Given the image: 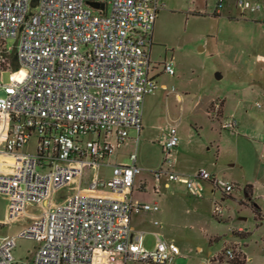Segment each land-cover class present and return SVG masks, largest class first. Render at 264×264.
Wrapping results in <instances>:
<instances>
[{
  "label": "built area",
  "instance_id": "2783aa9c",
  "mask_svg": "<svg viewBox=\"0 0 264 264\" xmlns=\"http://www.w3.org/2000/svg\"><path fill=\"white\" fill-rule=\"evenodd\" d=\"M33 1L0 0V78L6 76L0 80V157L8 166L0 171V194L9 199L8 223L26 216L28 206L38 209L19 235L37 246L20 263L17 238L1 240L0 264H175L178 245L157 235L149 249L145 233L131 225L133 212L160 210L157 202H132L137 156H130L131 165L111 164L131 131L141 132L145 99L159 87L150 74V49L165 2ZM226 1L216 0V13ZM236 7L244 17L264 14V0H236ZM163 65L175 74L172 61ZM222 129L237 132V119H226ZM33 139L34 150L26 151ZM179 142L176 127L161 142L169 168ZM104 166L112 169L109 177L101 174ZM87 167L95 171L90 188L108 196L81 191ZM169 168L156 178L179 181L196 198L204 197L205 182L224 195L236 188L207 169L183 176ZM67 188L73 193L55 202ZM223 212L217 202L215 216ZM239 252L228 246L223 257L235 261Z\"/></svg>",
  "mask_w": 264,
  "mask_h": 264
},
{
  "label": "rangeland",
  "instance_id": "374dc122",
  "mask_svg": "<svg viewBox=\"0 0 264 264\" xmlns=\"http://www.w3.org/2000/svg\"><path fill=\"white\" fill-rule=\"evenodd\" d=\"M163 1L166 8L156 19L151 51L159 69V87L146 98L139 139L132 131L113 155L118 164H128L132 154L137 156L147 184L136 198L160 206L157 213L143 212L135 220L145 225L147 248L154 247L155 232L179 246L182 256L175 264H202L203 259L218 256L223 260L216 264H233L224 259L223 251L235 246L232 242L240 227L252 234L247 241L250 256L263 255L264 219L257 218V206L264 214V25L245 21L235 0L226 1L217 13L216 0ZM13 44L9 41L8 46ZM166 61L174 63V75L165 71ZM163 83L168 90L161 87ZM232 116L238 121V133L222 129V122ZM174 121H180L178 149L183 168L207 167L236 186L231 197L219 192L214 197L208 183L203 198L190 196L180 184L160 189L154 172L168 169L160 141ZM34 146L33 139L25 150L33 151ZM6 170V159L0 157V171ZM109 172L101 170L102 176ZM94 175L93 169L85 168L81 191L97 196L104 191L90 188ZM248 184L255 191L250 197ZM69 193H73L69 188L57 192L54 201H63ZM215 199L223 207L222 216L214 215ZM8 206V197L0 194V241L16 237L14 256L25 262L37 242L19 235L30 227V214L38 209L28 206L26 216L8 223Z\"/></svg>",
  "mask_w": 264,
  "mask_h": 264
},
{
  "label": "crops",
  "instance_id": "0c3cea01",
  "mask_svg": "<svg viewBox=\"0 0 264 264\" xmlns=\"http://www.w3.org/2000/svg\"><path fill=\"white\" fill-rule=\"evenodd\" d=\"M235 7H236V0H235ZM245 18H246V19H244L245 21H250V22H255V23H261L262 25H264V14H256V15L247 14L245 16ZM153 35H154V33H153ZM153 45H154V40H153ZM152 47L150 49V60H151L150 74L155 79V81L157 82V77L159 76V72H158L159 69L157 67L158 65H156V63L153 62L152 61V58H151ZM157 84H158V82H157ZM161 87L163 89H165V90H168V87H167V85L165 83L161 84ZM145 101H146V99H145ZM210 103H212V102H210ZM209 104H208V106H209ZM224 105H225V102H224ZM144 109H145V103H144ZM223 113H224V110H223ZM209 115H210V113H209ZM232 117H234V116H232ZM179 125H180V121H174L173 123H169V128H168V130L165 131V134H167L171 130L172 127H176L177 135H178V137L180 139V136H179V133H178ZM143 128H144V115H143V123H142L141 132H142ZM238 131H239V126H238V129H237V133H238ZM141 132L140 133L137 132L138 133L137 137L140 136ZM165 134H164V136H165ZM164 136L162 137V140L164 139ZM162 140L160 141V144H161ZM179 145H180V142H179ZM178 147L175 148L173 150V153H172V158L174 159V165H173V167H170V168L168 167L171 171L176 172V173H178L180 175H183V176H189V175L196 174L201 169H207L209 172H211L207 167H201V168H199L197 170H193V169H190L189 170V169L183 168L182 162L180 160V156H181L182 153L180 152V150L178 149ZM182 157L185 158V155L182 156ZM131 163L132 162H130L128 164L127 163L126 164H124V163H119L118 164V163H115L113 161V157L111 158V164H113V165H131ZM136 166L138 167L137 161H136ZM104 168L110 171L109 174L106 175V177H109L111 175V171H112L111 167L104 166L102 169H104ZM142 172H143L142 169H140V172L136 175V178H135V187H134V190H133L132 195H131L132 202L134 204H136V205L150 204V203L143 202V201L139 200L138 198H136L137 197V194H138V191H141V190H145L146 189L147 178L145 179L142 176ZM211 173L214 174V175H216V176H218V174H216L214 172H211ZM157 181H158V183H160L159 185H162L160 187V189L163 188L165 190L171 189V187H172L173 184L184 185L183 183H181L179 181H169L167 176H163L160 179H157ZM206 183H208L210 193L214 197H215V194L216 193H218V192L219 193H222L220 191L215 190L213 188L212 183H210V182H205L204 183V193L206 191ZM167 185H169V186H167ZM247 187H251L250 194L253 195L254 192H255L254 191V186L251 185V184H248ZM104 194L107 195V196L109 195V193L106 192V191H104ZM246 194H247V196L249 195L248 193H246ZM232 195H233V193L231 195H227L226 197H228V196L231 197ZM224 197H225V195H224ZM217 202H218V200H216V203ZM257 209H259L257 211V218L260 221H262L264 219V214L262 213V210L258 206H257ZM143 212H148L151 215H153V214L157 213L158 211H141V212H136L135 211V212H133L131 214V225H132V227L134 229V232H144L145 233V237H146V235L148 234V232H147V230H145L143 228L145 226L144 223H143V221L138 222V221L135 220V218L140 217ZM160 226H161V223H160ZM236 233L249 234V236L246 237V238H241V237L236 236V239L237 240L234 241V242H232V244H234L235 246H237L240 249L241 253H243V256L245 257V263L244 264H264V254L263 255H259L257 253H251L252 254L251 256L249 254L250 244L247 243V241L252 236L251 232H249L247 229H245L243 227H240V228L237 229ZM153 235L155 236V243H156V240H157V235L162 238V235L160 233H158V232L153 233ZM155 243H154V245H155ZM199 250H201V248H199ZM217 258H219V256ZM217 258H214V259L211 258V259H208V260L207 259H203L202 264H216L217 263V260H219Z\"/></svg>",
  "mask_w": 264,
  "mask_h": 264
},
{
  "label": "trees",
  "instance_id": "16d2710c",
  "mask_svg": "<svg viewBox=\"0 0 264 264\" xmlns=\"http://www.w3.org/2000/svg\"><path fill=\"white\" fill-rule=\"evenodd\" d=\"M248 194H249L248 197H250L251 194H250L249 191H248ZM225 196H227V195H225ZM256 211H257V209H256ZM235 234H236V236L241 237V238H246V237L249 236V234H245V233H235ZM218 259L219 260H223L222 257L220 258V256H219ZM231 263H233V264H244L245 263V257L243 256V253L239 252L238 256H237V259L235 261H231Z\"/></svg>",
  "mask_w": 264,
  "mask_h": 264
},
{
  "label": "water",
  "instance_id": "95a60500",
  "mask_svg": "<svg viewBox=\"0 0 264 264\" xmlns=\"http://www.w3.org/2000/svg\"><path fill=\"white\" fill-rule=\"evenodd\" d=\"M37 3H38V0H34V1H33V6H36ZM92 5L97 6V4H95V3H92ZM16 65H17V62H15V66H16Z\"/></svg>",
  "mask_w": 264,
  "mask_h": 264
}]
</instances>
